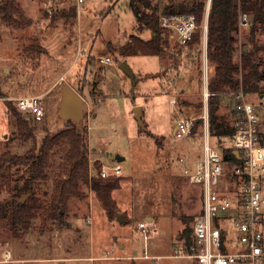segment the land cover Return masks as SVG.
<instances>
[{
	"label": "rangeland",
	"instance_id": "obj_1",
	"mask_svg": "<svg viewBox=\"0 0 264 264\" xmlns=\"http://www.w3.org/2000/svg\"><path fill=\"white\" fill-rule=\"evenodd\" d=\"M165 1L157 0L161 10ZM172 1L175 5H187L194 0ZM18 2L31 22L17 27L0 26V155L6 150L23 155L35 146L40 147L46 134L55 135L69 128L59 113L61 91L65 85L75 86L85 100L80 127L88 129L90 178L99 175L103 166L122 168L120 175L111 176L121 179L112 197L122 221L118 217L109 220L95 192L83 186L84 197L74 198L69 204L67 224H42L39 217L21 238L0 230V264H9L2 261V254L8 249L14 259L29 261L28 264H197L190 258L174 255L175 249L184 244L183 219L195 217L203 203L201 186L187 181L179 158H188L190 164L192 159L200 158L203 137L193 134L188 139L177 138L174 122L178 112L197 120L207 116L208 124L202 47L195 41L182 51L168 36L161 57H123L111 53L107 44L119 48L133 35L144 40L151 38L150 31L137 30L129 0H86L79 15L74 7H55L48 12L47 4L55 0ZM251 30L239 27L234 59L240 64L245 46H261L260 70L264 72V26L257 27L254 39ZM107 56L112 59L110 64L98 62ZM125 60L138 79L135 86L119 67ZM213 73L212 67L209 77ZM172 88H176L175 111L170 102ZM25 96L42 97L46 111L42 122L30 124L35 138L28 143L18 137L16 118L6 106L9 101L15 107V100ZM232 96L233 93L222 96L219 110L230 122L231 110L238 103L236 96ZM261 96L248 94L245 98L256 106L259 128L264 133ZM137 106L142 107L145 129L136 120ZM201 126L198 133L203 135ZM211 142L217 144L212 139ZM63 156V151L55 153L50 178L35 185V194L43 201L52 192ZM117 156L124 160L118 162ZM27 172V167L13 169L20 185ZM6 196L4 193L2 197ZM148 217L155 223L157 234L145 241L139 224ZM133 249L138 250V255L133 254ZM145 251L154 258L141 260ZM106 252L111 259L101 258Z\"/></svg>",
	"mask_w": 264,
	"mask_h": 264
},
{
	"label": "trees",
	"instance_id": "obj_2",
	"mask_svg": "<svg viewBox=\"0 0 264 264\" xmlns=\"http://www.w3.org/2000/svg\"><path fill=\"white\" fill-rule=\"evenodd\" d=\"M207 0H194L190 4L175 5L172 0L161 10L157 0H129L128 8L136 17L138 31L151 32V38L144 40L140 36H131L123 46L115 48L112 43L107 47L111 53L123 57L136 55L158 56L163 55V45L167 43L168 35L161 27V17L172 14H194L199 23L205 18ZM72 12V11H71ZM66 12L63 13L65 15ZM248 15L253 20L251 38L257 32V27L264 26V0H211L208 22V49L209 64L214 73L208 81V123L210 139L222 152L227 166L243 165V152L235 154L233 141L236 129L233 122L242 118L235 102L232 112V122L219 114L224 94L233 93V98L242 90L245 95L257 94L264 96V72L261 68L262 47L243 48L241 63L234 59L237 49L236 34L239 31V17ZM75 16V14H71ZM31 21L26 18L18 0H0V26L17 27ZM199 41V35L195 38ZM150 77V76H148ZM8 113L16 118L18 137L23 143L35 138V123L31 118L22 114L7 101ZM204 120L199 119L193 127V134L198 133ZM69 128L55 134H46L40 147H34L23 155L13 154L9 150L0 155V230L14 238H21L27 234L36 218L41 217L42 224L48 221L62 226L67 224L69 204L72 199L84 197L83 186L91 187L102 203L109 220L118 217L119 207L112 197L113 191L119 189V177L102 178L101 175L90 178L88 157V129L77 128L74 121H66ZM201 126V127H202ZM149 136H153L148 133ZM229 142L230 145L225 143ZM214 145V144H213ZM214 145V146H215ZM63 151L60 171L53 181V189L47 201H43L35 194V185L47 182L50 178L49 169L55 153ZM27 167L28 176L20 181L15 179L13 169ZM7 193L6 197H2ZM47 196L48 193H45ZM24 196L26 200L21 202ZM200 212L191 219H183L185 228L181 238L184 244L190 247L193 244V224ZM44 226V225H43Z\"/></svg>",
	"mask_w": 264,
	"mask_h": 264
},
{
	"label": "built area",
	"instance_id": "obj_3",
	"mask_svg": "<svg viewBox=\"0 0 264 264\" xmlns=\"http://www.w3.org/2000/svg\"><path fill=\"white\" fill-rule=\"evenodd\" d=\"M55 1L47 4L48 12L51 13L55 7L64 9L74 7L78 15L86 2V0ZM210 4L211 0L207 4L202 23L198 22L194 14H172L161 17L162 29L173 39L178 49L180 47L184 51L195 41L202 47L206 103L210 96L208 81L212 70L207 56ZM252 26V18L241 14L239 27ZM198 35L199 41L195 40ZM111 61L110 57L98 60L102 65L110 64ZM175 92L176 88H172L171 93H174L170 100L172 111L176 110ZM237 99V109L243 117L233 122L236 129L233 147L243 152L245 163L230 168L227 166L222 152L211 142L207 116L201 117L204 120L202 156L191 164L188 158H179L187 181L201 186L203 203L201 213L193 223V244L190 247L182 244L181 248L175 249L174 257H187L197 264H264V133L259 128L256 106L246 101L242 90L237 93ZM15 107L35 123L42 122L46 118L40 96L18 98L15 100ZM177 114L178 117L174 122L176 137L179 139L192 137L197 117H184L178 112ZM121 173L120 165L112 168L103 166L100 171L103 178ZM139 230L145 241L157 234L152 219L141 222ZM144 254L143 258H154L146 251ZM109 257L108 252L104 259ZM2 261L9 264L29 262L14 259L9 249L3 253Z\"/></svg>",
	"mask_w": 264,
	"mask_h": 264
},
{
	"label": "water",
	"instance_id": "obj_4",
	"mask_svg": "<svg viewBox=\"0 0 264 264\" xmlns=\"http://www.w3.org/2000/svg\"><path fill=\"white\" fill-rule=\"evenodd\" d=\"M121 70H123L127 75H129L132 79L133 82V86H135V84L137 83V78L136 75L134 73V71L132 70V68L130 67V65L128 64V62L125 60L123 61L120 66ZM62 95H61V101H60V117L61 119L65 120V121H74L78 124L77 128L80 129V122L82 121V119L85 116V112H84V105H85V100L84 98L76 91L74 90L71 86L69 85H65L62 88L61 91ZM134 113L136 116V120L139 123V126L141 129H145L146 128V124L143 121V110L141 106H137L134 108ZM235 154L239 155L240 152L238 150H235ZM122 160H124L123 157L117 156V161L121 162ZM26 196H24L21 199V202H23L25 200ZM118 219L122 221V215L118 216Z\"/></svg>",
	"mask_w": 264,
	"mask_h": 264
},
{
	"label": "crops",
	"instance_id": "obj_5",
	"mask_svg": "<svg viewBox=\"0 0 264 264\" xmlns=\"http://www.w3.org/2000/svg\"><path fill=\"white\" fill-rule=\"evenodd\" d=\"M165 3L166 4H169V0H167V1H165ZM107 57H109V56H107ZM71 87L74 89V90H76L78 93H80V90H78L75 86H73V85H71ZM262 97V96H261ZM203 144V143H202ZM200 147H201V150H200V154L202 155V153H203V149H202V145H200ZM195 159H192L191 160V162L192 161H194ZM149 219H151L150 217H148L147 218V220H149ZM135 247V246H134ZM93 251H94V249H93ZM4 253V252H3ZM106 253H108V252H106ZM106 253L105 254H103L102 256H101V258L103 259V260H109V259H111V256L109 257V258H107V259H104V257H105V255H106ZM135 253H137V255H138V250L137 249H133V254H135ZM3 255V254H2ZM92 255H94V253H92ZM100 257V256H99ZM159 257V256H158ZM141 258V260H144V261H146L145 259L146 258H142V257H140ZM89 260V258H87V261ZM96 261H98V260H96ZM143 261V262H144ZM89 262V264H95L94 262H91V261H88ZM106 262V261H105ZM145 264H146V262H145ZM156 264V263H155Z\"/></svg>",
	"mask_w": 264,
	"mask_h": 264
}]
</instances>
